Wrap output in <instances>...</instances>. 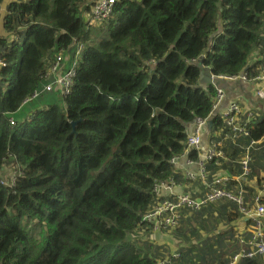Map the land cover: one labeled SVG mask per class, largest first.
<instances>
[{
    "label": "trees",
    "instance_id": "obj_1",
    "mask_svg": "<svg viewBox=\"0 0 264 264\" xmlns=\"http://www.w3.org/2000/svg\"><path fill=\"white\" fill-rule=\"evenodd\" d=\"M93 1L8 5L3 25L17 38H0L6 62L0 70V264L164 259L154 240L159 233L145 216L158 203V185L190 182L173 160L185 153L193 121L210 117L218 97L213 84L202 83L203 69L252 77L264 63V0H116L112 15L91 29L83 8L90 12ZM96 27L101 32L93 35ZM79 41L84 49L71 90L62 95L64 107L49 104L17 121L24 101L51 82L46 75L54 58ZM73 59L69 54L65 68ZM227 131L215 116L209 137L222 141L224 156L205 163L208 181L220 169L232 177L244 172L239 161L252 140L264 142V118L237 140L225 138ZM190 154L199 160L197 149ZM251 156L246 179L225 186L234 194L243 187L242 202L221 198L198 211L183 208L178 227L165 231L182 237L172 262L227 264L240 254L241 239L252 236L244 210L258 196L264 205L263 180H250L263 166L264 144ZM196 184L204 192H187L203 197L208 188L201 179ZM215 204L214 217L226 223L217 230L209 221ZM237 264H264V255Z\"/></svg>",
    "mask_w": 264,
    "mask_h": 264
},
{
    "label": "built area",
    "instance_id": "obj_2",
    "mask_svg": "<svg viewBox=\"0 0 264 264\" xmlns=\"http://www.w3.org/2000/svg\"><path fill=\"white\" fill-rule=\"evenodd\" d=\"M115 3L116 0H94L91 12L86 15L88 27L91 28L96 25H101V23L112 15ZM9 38L10 40H14L17 37L12 34L9 35ZM83 49V42H77L76 50L68 52L74 58L72 62L70 61L71 65L69 68H65L69 54L57 55L46 75V78L51 77L52 81L45 84L42 90H35L23 104L26 105L38 98L43 92H50L54 90L55 85L58 86L60 93L63 94V96L69 94L73 85V79L77 73ZM5 66L6 62L0 55V70ZM258 69V75L252 77L249 73H247V71L238 76H216L211 71V84H213L218 91V97L215 100L211 116L207 118L197 117L193 121L187 131L188 143L185 153L181 157L173 160L175 167L181 171L184 179L188 181H197L201 179L205 183L206 188H208V191L203 195V197H199L185 190L184 192H177L176 188L178 186L180 187L181 183H178L175 180H172L169 184L161 183L158 185L155 188L156 196L159 199L158 203L156 207L145 216V220L147 222L154 223V230L152 229L154 232L163 233L165 231L172 230L173 228H177L181 220V210L183 208L198 211L208 203L217 201L221 198H228L231 200L234 199L238 202H242V196H244L243 187L240 188L238 194H234L228 191L225 186L232 178L243 180L246 179L245 176L248 173H251V150L256 147L259 142L263 140V138L259 141L252 140L250 146L246 148V152L239 161L241 168L244 170L243 173L237 177H232L226 170L220 169L213 174L212 180L208 181L205 174V163L215 157L224 156L223 151L218 148V146L222 145V141L216 140L211 143L208 124L211 118L213 119L215 116H219L221 117L224 127L228 129V131L224 134L225 138L237 140L242 136L250 135V131L254 129V123H256L257 118H264V110L259 111L255 108L251 111H245L243 110L242 105L237 101L230 103L227 107L221 110V106L219 105L225 97V91L222 88L221 82L240 81L243 83H249L254 87L255 98L264 102V63L261 64ZM262 105L264 106V103ZM10 122L12 125L16 124L14 118H10ZM222 131L223 130L217 132V136H219ZM206 132L208 133L206 134ZM204 139L206 144L205 147L203 146ZM192 149H197L199 151V160L191 158L190 150ZM203 149L204 153L202 152ZM183 157H187L190 163H197L199 171L197 173L190 170L186 171V169L180 165ZM261 186V188L264 189V183ZM259 199L260 198L258 196L256 198V204L253 208L244 210L245 216L252 221V236L248 239H241V243L244 245L240 250V254L234 256L227 264H237L241 257L253 258L257 255H264V205L259 201ZM145 230L146 229H143L142 232ZM172 255L174 258H178L180 253L178 250H175ZM156 264L174 263L172 262V259L169 258L158 260Z\"/></svg>",
    "mask_w": 264,
    "mask_h": 264
},
{
    "label": "crops",
    "instance_id": "obj_3",
    "mask_svg": "<svg viewBox=\"0 0 264 264\" xmlns=\"http://www.w3.org/2000/svg\"><path fill=\"white\" fill-rule=\"evenodd\" d=\"M13 0H4V2L1 4L0 6V37H3L4 35H6V31L3 25V21H4V17L6 15V13L8 12V5L12 2ZM223 85V89L225 91V97L223 99V101L221 102V104L219 106H221V110H223L225 107H227L230 103L237 101L242 105L243 110H248L251 111L253 109H258L260 110H264V106L255 98L254 96V87L252 85H250L249 83H243L240 81L237 82H222ZM255 126V123H254ZM261 144H264L263 141L259 142ZM258 148V147H257ZM256 148V149H257ZM261 151V148L259 147L257 149V152ZM202 152L204 153V149L202 150ZM202 155V153H201ZM263 166L262 168H258L259 172L256 174V176L254 178H251V183L254 185V180L257 178H261L264 182V162L262 163ZM180 165L183 166L186 171L190 170L193 171L195 173H197L199 171V167L197 163H190L187 157H183L181 159ZM257 188H259V185L257 186ZM177 192H184L185 191H196L198 193H202L204 192V189H201L197 184L196 181H190L187 183H181V186L176 188ZM259 194L261 196H264V190L260 191ZM246 225L245 223H243V228H245ZM159 235V234H157ZM162 244V243H161Z\"/></svg>",
    "mask_w": 264,
    "mask_h": 264
},
{
    "label": "rangeland",
    "instance_id": "obj_4",
    "mask_svg": "<svg viewBox=\"0 0 264 264\" xmlns=\"http://www.w3.org/2000/svg\"><path fill=\"white\" fill-rule=\"evenodd\" d=\"M91 8H92V5H91ZM87 14H88L87 10L83 8V15L86 16ZM96 26H100V25H96ZM92 28L93 27H91V29ZM92 32H93V35H96V34L100 33L101 31H100L99 27H96L95 30H92ZM70 65H71V62H70ZM47 79L52 81L51 77H49ZM62 95L63 94L60 93L58 86L55 85L54 90H52L50 92H43L38 98H36L33 101L24 105L21 108V110L16 112V114L14 116L17 119V121L21 122V121H24L26 118H28L29 114L34 112L36 109L46 107L49 104L57 103V104L64 107V100H63ZM6 170H7V174H10L11 171L13 170V168L10 167V169H6ZM211 208H212V210L210 211V214H209V221L212 222V224L214 226V230L222 229L226 223L225 222H219L220 219H217L214 217V213H216L217 211L218 212L220 211V205L216 206V204H215V206L212 205ZM195 227L198 228V225H195ZM139 234L143 235L141 232H139ZM146 234H148V233H146ZM141 238L143 240L146 239L144 236H142ZM153 239H154V237H153ZM138 240L140 241V239H138ZM154 240H155L156 244H158V242L162 243V245H163L162 248H164V249H162L164 259H169V256H171L173 251L177 248H181V246L183 245L182 237L176 232H174V234L172 235L171 231L159 233V237H157V239H154ZM231 250H233V249H231Z\"/></svg>",
    "mask_w": 264,
    "mask_h": 264
},
{
    "label": "water",
    "instance_id": "obj_5",
    "mask_svg": "<svg viewBox=\"0 0 264 264\" xmlns=\"http://www.w3.org/2000/svg\"><path fill=\"white\" fill-rule=\"evenodd\" d=\"M201 76H202V83L203 84H211L212 83V79H211V69L209 68H204L202 73H201ZM212 124H213V119L211 118L209 120V124H208V129L210 130L211 127H212ZM72 125L73 127H76L77 125V122H72ZM205 139H204V142H203V146L205 147Z\"/></svg>",
    "mask_w": 264,
    "mask_h": 264
},
{
    "label": "clouds",
    "instance_id": "obj_6",
    "mask_svg": "<svg viewBox=\"0 0 264 264\" xmlns=\"http://www.w3.org/2000/svg\"><path fill=\"white\" fill-rule=\"evenodd\" d=\"M93 3H94V1H93ZM93 6V5H92ZM93 8V7H92ZM92 8H91V10H92ZM91 12V11H90ZM90 12H88V13H90ZM84 16V15H83ZM85 18H86V16H84ZM87 22V21H86ZM87 26H88V24H87ZM94 27V26H93ZM88 28H90V27H88ZM9 35H10V33H7V36L9 37ZM3 37H5V36H3ZM1 38V37H0ZM10 41H13V40H10ZM79 42H81V41H79ZM76 47H77V45H76ZM76 47L74 48V49H72V50H69V52H72V51H74V50H76ZM1 55V54H0ZM205 68H207V67H205ZM222 83V82H221ZM222 85V84H221ZM222 87H223V85H222ZM210 131V130H209ZM208 131V132H209ZM208 132H206V134L208 133ZM206 139V138H205ZM260 144V143H259ZM175 250H178L179 251V249L177 248V249H175ZM174 250V251H175ZM173 251V252H174Z\"/></svg>",
    "mask_w": 264,
    "mask_h": 264
}]
</instances>
